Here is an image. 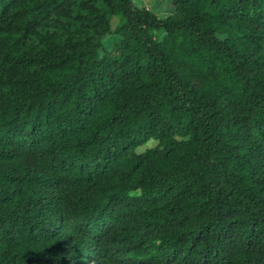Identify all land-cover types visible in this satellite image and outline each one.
Segmentation results:
<instances>
[{"label": "trees", "instance_id": "1", "mask_svg": "<svg viewBox=\"0 0 264 264\" xmlns=\"http://www.w3.org/2000/svg\"><path fill=\"white\" fill-rule=\"evenodd\" d=\"M169 2L0 0V264H264V0Z\"/></svg>", "mask_w": 264, "mask_h": 264}, {"label": "rangeland", "instance_id": "2", "mask_svg": "<svg viewBox=\"0 0 264 264\" xmlns=\"http://www.w3.org/2000/svg\"><path fill=\"white\" fill-rule=\"evenodd\" d=\"M133 4L138 8H145L153 12L159 18L165 17L173 12V7L169 0H132ZM116 24V19H112L111 27ZM118 39L115 36H105L102 39V44L106 49H109L111 44ZM156 144L154 140H149L145 144L137 148L138 152L144 151L146 148L152 147Z\"/></svg>", "mask_w": 264, "mask_h": 264}]
</instances>
